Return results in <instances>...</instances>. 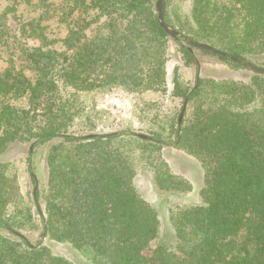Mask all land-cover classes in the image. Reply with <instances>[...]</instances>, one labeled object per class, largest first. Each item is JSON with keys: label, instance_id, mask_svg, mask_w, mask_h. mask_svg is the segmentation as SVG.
Returning a JSON list of instances; mask_svg holds the SVG:
<instances>
[{"label": "trees", "instance_id": "obj_1", "mask_svg": "<svg viewBox=\"0 0 264 264\" xmlns=\"http://www.w3.org/2000/svg\"><path fill=\"white\" fill-rule=\"evenodd\" d=\"M16 2L0 13L6 45L11 36L2 20ZM170 2L164 18L171 27L264 67V0H192L185 15ZM156 4L37 0L39 16L20 24V35L35 44H18L19 55L36 73L13 60L0 72V155L15 143L49 144L48 185L41 193L31 152L29 197L0 159V229L16 238L0 234V264H74L24 233L38 228L40 237L71 243L92 264H264V73L252 72L249 81L201 77L188 42L161 27ZM170 40L196 66L193 86L174 77L178 116L186 105L182 122L170 115L165 126L142 133L148 138L133 129L96 132L104 111L86 107L82 93L101 86L164 91ZM166 143L197 158L204 174L197 204L170 208L174 246L157 241L158 211L134 184L148 170L162 195L193 189L165 160Z\"/></svg>", "mask_w": 264, "mask_h": 264}, {"label": "rangeland", "instance_id": "obj_2", "mask_svg": "<svg viewBox=\"0 0 264 264\" xmlns=\"http://www.w3.org/2000/svg\"><path fill=\"white\" fill-rule=\"evenodd\" d=\"M10 4L11 0H0V13L7 9ZM191 5L192 0H171L169 9L178 10V13L185 15L189 13ZM40 12L41 9L37 5V0H17L15 12H8L7 10V20H2V23L7 24L11 37L7 45L0 43V72H3L11 64L10 60H13L12 64L18 70L24 71L29 76H33L36 73L19 55L18 44L28 46L35 44L32 40L20 35L19 26L25 20L38 17ZM52 24H54V35L62 36L64 30L59 28L57 23L53 21ZM193 51L200 65L198 73L201 77L215 80L235 79L249 81L253 74L252 70L236 67L231 62L224 61L212 53L198 48H193ZM166 68L167 85L164 91L148 90L142 94H135L127 92L120 86H101L82 93L81 98L86 107H94L104 111L103 121L99 123L96 132L106 133L115 130L133 129L142 134L150 129L159 128L160 125L165 126L170 115L180 117L178 113L182 102L180 98L173 95L174 77L178 74L184 77L190 86H193L196 66L188 62L183 52L179 49L178 44L170 40ZM191 107L192 105H189L187 108L189 112ZM49 146V144L34 146L31 142L15 143L3 155H0V159L3 162L9 163V172L17 175L21 192L28 197L33 195L35 186L27 170V158L31 152L38 188L42 193L48 185L47 156ZM162 154L170 168L175 173L186 177L192 183L193 189L181 196L162 195L156 189L153 175L148 170L140 171L134 179V184L143 198L158 211L160 235L157 241L174 246L177 240L170 222V208L182 204H197L199 201L198 193L204 183V174L197 158L183 149L166 143L162 148ZM35 222L40 226L37 213H35ZM40 232V228L24 231L32 242L43 240L55 254L64 256L74 264H92L87 254L74 247L71 243L43 239L40 237ZM0 234L16 239L2 229H0ZM155 243H152L153 247Z\"/></svg>", "mask_w": 264, "mask_h": 264}, {"label": "water", "instance_id": "obj_3", "mask_svg": "<svg viewBox=\"0 0 264 264\" xmlns=\"http://www.w3.org/2000/svg\"><path fill=\"white\" fill-rule=\"evenodd\" d=\"M165 3L166 0H158L157 1V12H158V21L161 25V27L164 28V30L173 38H181L182 40L188 42V44L190 45V48L193 50V48H198L200 50H205L211 53H215V54H219L222 56H225L227 58H229L230 60L246 67L249 70H252L253 72H259V73H264V67L261 66H257L255 64L250 63L249 61L243 60L238 58L237 56L229 53V52H225L223 50H220L219 48H216L215 46L205 43V42H195L192 39H190L188 36H186L185 34L181 33L178 29L171 27L169 24H167V22L165 21L164 18V14H165ZM186 109V105L183 109L182 114L180 115L179 118V122H182L183 119V115ZM140 137L142 138H148L146 135L144 134H139ZM89 137H93L94 135H88Z\"/></svg>", "mask_w": 264, "mask_h": 264}]
</instances>
